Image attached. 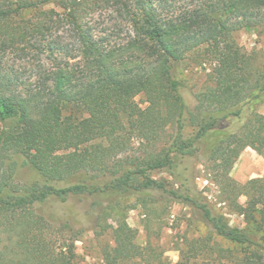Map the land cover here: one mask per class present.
Returning <instances> with one entry per match:
<instances>
[{
  "label": "trees",
  "instance_id": "trees-1",
  "mask_svg": "<svg viewBox=\"0 0 264 264\" xmlns=\"http://www.w3.org/2000/svg\"><path fill=\"white\" fill-rule=\"evenodd\" d=\"M161 1L0 0V63L10 49L33 51L38 59L46 53L49 60L32 84L20 85L0 66V264H79L78 232L48 204L65 203L72 194L130 190H157L200 212L210 236L187 238L177 247L176 264L264 263V176L246 182L231 176L246 147L264 155V115L252 111L236 130L222 126L241 117L245 105L254 110L264 102V63L234 37L264 21V0H203L177 12L173 1ZM110 5L128 16L130 33L122 41L88 20L90 10ZM29 11L36 19L25 18ZM197 50L217 64L213 85L191 106L172 68ZM133 136L163 144L129 161L132 167L120 163L110 180L89 174L106 171L101 159L126 149ZM201 153L219 185V201L243 217V226L231 224L194 187L181 188L177 169ZM14 154L24 156L40 178L16 187L1 171ZM155 171L169 172L180 188ZM107 227L114 244L105 248L101 264L169 262L137 241L126 217Z\"/></svg>",
  "mask_w": 264,
  "mask_h": 264
},
{
  "label": "rangeland",
  "instance_id": "rangeland-1",
  "mask_svg": "<svg viewBox=\"0 0 264 264\" xmlns=\"http://www.w3.org/2000/svg\"><path fill=\"white\" fill-rule=\"evenodd\" d=\"M162 1L161 4H163ZM166 1L169 4L173 1L172 5L175 8L172 10L177 12L185 7L199 5L203 0ZM25 18L36 19V15L29 11L25 14ZM127 19V14L118 5L100 7L90 10L88 13V20L93 28L109 34L112 41L115 39L122 41L128 37L130 31ZM60 32H65V29L61 28ZM63 34L69 42L74 41V38L68 36L66 32ZM234 37L247 54H252L257 63H264V21L249 31L244 29L236 31ZM33 42L39 43V41H32L31 44ZM45 54L41 55V60L33 51L10 49L4 55L0 66L9 69L20 85L25 82L32 84L49 61ZM216 64L217 62L205 55L202 50L191 52L182 60L173 63L172 74L181 82L184 97L191 106L196 103V95L199 92L213 85L212 71ZM136 100L141 106H146L143 94H139ZM252 111L264 115V102L257 105L254 110L251 104L245 105L241 117L233 116L225 120L222 126L236 130L239 125L247 121ZM162 144L161 141L152 143L133 136L126 149L101 159L102 164L99 167H104L107 169L106 171L102 169L89 174H97V180H110L117 173L113 172L122 168L120 163L126 167H132L131 161L135 162L137 158H143L153 149L160 148ZM210 168V163L201 153L197 156L184 158L177 169L183 174L182 186L180 181L178 182L167 171H155L153 176L167 179L171 184H174V187L180 188L181 186L183 189L187 186L194 187L196 192H201L217 208L226 212L231 224L243 226V217L230 213L227 205L219 201V185L211 179L213 177ZM5 170L6 172H4ZM1 171L7 176L11 175L10 178H14V185L19 188L40 178L38 173L28 163H25V157L21 155L14 154L10 159L6 158ZM231 176L240 182L264 176V155L252 147H246L237 158L231 170ZM74 178L83 177L79 175ZM77 180L75 179V181ZM245 199L242 197L241 201L243 202ZM46 209L54 214L59 213L78 232L76 246L79 264L102 263L105 248L114 244L112 231L107 226L116 225L120 217H126L129 225L137 231V241L140 244L153 249L151 254L153 252L160 254L163 261L168 258L169 262L166 261L165 264L178 262L180 259L179 248L185 246L187 238L190 240L200 236H210L211 233L198 210L175 202L157 190L144 191L143 193H135L134 190H130L127 193L72 194L65 203L51 202ZM209 243L213 244V241L210 240ZM220 245L226 247L228 244ZM178 246L179 248H177ZM150 259L154 260L152 257ZM145 263L146 260L140 262V264Z\"/></svg>",
  "mask_w": 264,
  "mask_h": 264
}]
</instances>
